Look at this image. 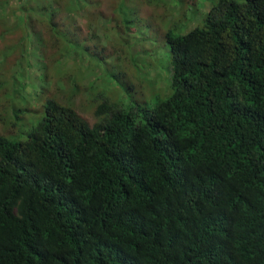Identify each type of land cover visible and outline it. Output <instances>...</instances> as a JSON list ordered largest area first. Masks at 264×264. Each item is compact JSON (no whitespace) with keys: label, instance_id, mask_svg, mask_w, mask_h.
Here are the masks:
<instances>
[{"label":"trees","instance_id":"16d2710c","mask_svg":"<svg viewBox=\"0 0 264 264\" xmlns=\"http://www.w3.org/2000/svg\"><path fill=\"white\" fill-rule=\"evenodd\" d=\"M165 38L155 106L103 102L89 125L47 99L0 134V264H264V0Z\"/></svg>","mask_w":264,"mask_h":264},{"label":"rangeland","instance_id":"374dc122","mask_svg":"<svg viewBox=\"0 0 264 264\" xmlns=\"http://www.w3.org/2000/svg\"><path fill=\"white\" fill-rule=\"evenodd\" d=\"M90 1L68 14V0H0V134L24 138L47 99L89 125L103 102L155 106L170 95L166 33L201 26L218 0ZM49 4L63 12L51 22Z\"/></svg>","mask_w":264,"mask_h":264}]
</instances>
